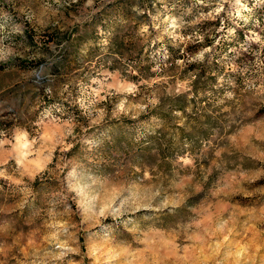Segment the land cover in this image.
Wrapping results in <instances>:
<instances>
[{
    "label": "rangeland",
    "instance_id": "obj_1",
    "mask_svg": "<svg viewBox=\"0 0 264 264\" xmlns=\"http://www.w3.org/2000/svg\"><path fill=\"white\" fill-rule=\"evenodd\" d=\"M0 264H264V0H0Z\"/></svg>",
    "mask_w": 264,
    "mask_h": 264
}]
</instances>
